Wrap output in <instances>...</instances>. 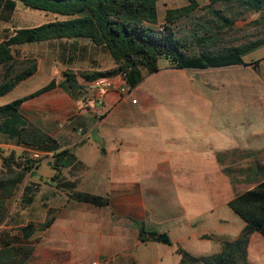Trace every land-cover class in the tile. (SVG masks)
<instances>
[{
    "label": "crops",
    "instance_id": "0c3cea01",
    "mask_svg": "<svg viewBox=\"0 0 264 264\" xmlns=\"http://www.w3.org/2000/svg\"><path fill=\"white\" fill-rule=\"evenodd\" d=\"M229 65L256 67L257 63L243 60V63ZM36 71L38 66L31 75L18 81L7 92ZM138 84L132 87V91ZM242 85L246 93L257 88L259 91L261 89L264 96V81ZM83 92L80 87L68 91L56 83L19 104V114L51 136L57 147L42 149L51 156L42 160L50 166L49 173L43 175L37 171L42 161L31 169L25 168L10 194L3 196L0 201V247L20 243L31 245L28 264H177V246L194 255L217 251L223 239V231L216 229H222L219 227L222 218H202L201 221L211 226L196 232L190 231L197 220L193 213L194 196L191 191L194 193L195 187H203L206 190L203 194L207 193L210 200L214 196L226 203L236 193H233L231 178L223 172V151L239 149L256 154L264 148V141L250 146L231 141L223 147V126H213V123L208 122L209 118H204L205 134L202 136H197V124L193 116H140L131 117L129 123L122 120L124 118L120 114L121 104L127 97L116 101L117 94L111 91L101 104H94L86 98L82 99ZM135 94V102L130 101L133 104L142 100L138 93ZM180 96L178 94L174 98L175 103H181ZM262 99L260 103L264 109V97ZM66 123L71 127H62ZM99 123L102 128H95ZM110 123L114 124L113 129ZM156 124H159L161 130L169 129L170 138L159 137L158 143L157 139L151 138L144 131L146 126ZM92 129L96 131L94 134L91 133ZM90 133L92 135L89 137ZM197 138L204 139L199 147ZM168 139L173 143L170 148H164V142ZM84 143L87 146L82 150L73 149V146ZM28 146L0 131V180L5 182L12 177V173L2 165L3 156L13 150L15 163L12 167L18 170L25 163L24 153ZM63 147L74 158L71 164L60 166L57 170L51 164V158L55 150ZM57 174L72 182L71 189L100 194L106 197V203L95 205L73 199L69 195V188L57 184L60 180ZM223 185L229 190L224 199L217 196L221 191L217 186L223 188ZM17 187L19 192L15 195ZM166 188H173L175 196L172 200L163 194ZM209 207L207 212L211 213V201ZM47 216H51V221L43 225ZM163 218L175 221L162 231L167 233L172 228L182 240L189 237L196 241L204 239L211 246L207 251L196 252L187 247L185 241L178 240V244L166 252L157 249L162 243L171 246L170 237L169 243L137 238L138 225L153 229L146 227V222L156 224ZM241 226L234 231L235 234L232 233V237L224 239L235 237ZM254 236L256 241L251 240ZM149 241L158 243L153 248H136L140 243L146 245ZM245 257V264H264V237L256 230L249 233Z\"/></svg>",
    "mask_w": 264,
    "mask_h": 264
},
{
    "label": "rangeland",
    "instance_id": "374dc122",
    "mask_svg": "<svg viewBox=\"0 0 264 264\" xmlns=\"http://www.w3.org/2000/svg\"><path fill=\"white\" fill-rule=\"evenodd\" d=\"M184 3L186 0H157L156 21L147 23V25L154 30H161L165 10ZM210 9H217L221 15L229 18L231 23L222 22L214 13L210 12ZM63 17L65 16L29 7L16 0L9 16L6 19L0 18V37L5 33L12 32L18 26L33 25L45 20ZM172 27L174 34L184 40L186 46H182V50L186 54L196 53L200 50L207 52L225 50L230 46L243 44L255 38H264V3L255 10L240 0L210 4H208V0H197V6L189 13L174 19ZM197 36L201 37L199 42L196 41ZM11 51L14 55L13 70L21 68L28 64L31 59H34L38 71L23 82L21 81L22 83L11 91L0 96V102L21 96L22 93L42 85L49 78L58 82L63 78L64 73L75 74L76 84L84 90L82 94L84 100L90 95V91H88V81L80 77L81 72L106 69L115 65L105 46L93 44L84 37L30 41L13 45ZM242 58L247 62L257 60V66L223 65L178 69L167 59L159 58L157 61L159 68L156 71L147 73L142 68L143 78L138 87L129 95L136 97L135 93H138L142 100L133 104L130 102V97H127L121 104L120 114L124 118L122 120L131 123V117L193 116L192 118L197 124V136H202L205 134L204 118H209L210 121H207L213 123V126L221 124L223 126V147L231 141L243 143L246 146L264 141V109L260 103L264 97L263 92L261 89L260 92L259 89L255 88L253 89L254 92L251 90V92L246 93L245 86L242 85L247 82L259 84L264 81V45L261 44L248 50L242 55ZM178 94L181 95V103L174 102V98ZM67 126L71 127L67 123L62 127ZM110 126L112 129L114 128L113 123H110ZM95 128H102V124L99 123ZM144 131L154 139L159 137L170 138L171 136L170 130H161L159 124L146 126ZM95 132V129H92L91 133L94 134ZM91 133L88 135L89 137L92 135ZM215 135L212 134V136ZM203 140L197 138V147ZM157 142L160 143V140L157 139ZM172 143V140H166L164 148H170ZM31 146L41 149L35 145ZM86 146L84 143L73 146V149L79 151ZM50 157L43 155L40 161ZM253 160L255 161L253 162ZM37 171L44 175L49 173L51 168L42 161ZM223 172L232 180L233 193L246 189L264 176V148L258 150L256 154L239 149L224 150ZM217 189H221L217 193L218 198L223 197L224 199L228 194V188L223 185V188L217 186ZM14 191L17 195L19 188L17 187ZM205 191L203 187H195V194L191 191L194 196L192 197L193 213L197 220L190 231L196 232L211 226V224L200 219L218 216L222 218L219 223V227L222 229L216 230L223 231V239L232 237L236 233L234 231L242 225V219L224 201L222 203L214 196L210 200L207 193L203 194ZM173 193V188H166V192L163 194L172 200L175 196ZM210 201L212 202V212L208 213ZM174 221V219L163 218L156 224L146 222V227L162 231L166 229L167 225H172ZM171 229L169 228L167 232L172 239L171 246L162 243L157 251L168 252L169 248H174L178 244V240L185 241V245L192 251H207L210 245L209 241L204 239L196 241L192 237L182 240L180 235ZM233 232L234 234H232ZM255 239V236L251 238L252 241H256ZM157 243L155 241H149L146 245L140 243L136 248H153ZM23 264L28 263L26 261Z\"/></svg>",
    "mask_w": 264,
    "mask_h": 264
},
{
    "label": "trees",
    "instance_id": "16d2710c",
    "mask_svg": "<svg viewBox=\"0 0 264 264\" xmlns=\"http://www.w3.org/2000/svg\"><path fill=\"white\" fill-rule=\"evenodd\" d=\"M16 0H0V18L6 19L15 6ZM29 7L64 15L33 25L15 27L12 32L0 38V95L10 90L18 81L31 75L37 65L34 59L17 70L12 69L14 55L11 45L56 38L84 37L93 44L103 45L108 50L114 66L106 69H94L81 72L80 77L91 81L100 76L121 73L129 87L137 85L143 78L142 68L147 73L156 71L158 59H167L175 67L205 68L223 66L232 63H243L242 55L248 50L264 45V38H255L243 44L214 52L198 51L186 54L182 46H186L182 38L174 34L172 22L180 15L187 14L197 6V0H186V3L165 10L161 30L150 28L147 23L156 21L157 0H18ZM230 0H208V4L227 2ZM252 9H259L264 0H240ZM217 18L227 24L230 19L221 15L217 9H210ZM201 37H196L199 42ZM257 63V60H252ZM75 74L64 73L60 81L50 78L47 82L32 91L14 97L0 104V131L13 136L15 141L27 145H35L41 149H55L54 139L38 126L23 118L18 112L19 104L29 97L37 95L56 83L68 91L74 90ZM88 84V83H87ZM74 156L63 147L54 151L51 164L58 170L60 166L72 163ZM14 153L10 150L3 156L2 165L12 173L8 180H0V201L10 194L25 168H29L28 160L20 169L14 170ZM81 165V164H80ZM57 173H59L57 171ZM58 175V174H57ZM58 185L69 188V195L77 200L95 205H103L107 199L97 193L71 189L72 182L58 175ZM227 205L243 220L239 232L232 239H222L217 251L206 255H194L181 246L175 248L179 254L177 264H245L246 244L249 233L256 230L264 237V177L252 186L234 194L226 201ZM51 221L47 216L42 222ZM139 240H158L169 243L170 238L164 231L146 229L141 224L137 227ZM32 246L26 243L5 244L0 247V264H23L27 261Z\"/></svg>",
    "mask_w": 264,
    "mask_h": 264
},
{
    "label": "built area",
    "instance_id": "2783aa9c",
    "mask_svg": "<svg viewBox=\"0 0 264 264\" xmlns=\"http://www.w3.org/2000/svg\"><path fill=\"white\" fill-rule=\"evenodd\" d=\"M88 89L90 95L86 98L94 104H101L106 95L113 91L117 94L116 101H120L126 97H130L132 87H129L121 73L109 76H100L88 82ZM135 97H130L131 102H135ZM43 155H47L42 149L32 147L31 145L26 148L24 159L28 160L29 169L34 167Z\"/></svg>",
    "mask_w": 264,
    "mask_h": 264
}]
</instances>
